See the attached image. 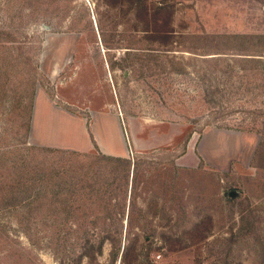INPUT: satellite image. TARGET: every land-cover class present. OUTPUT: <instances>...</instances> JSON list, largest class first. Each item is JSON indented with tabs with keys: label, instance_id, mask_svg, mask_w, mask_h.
I'll return each instance as SVG.
<instances>
[{
	"label": "rangeland",
	"instance_id": "rangeland-1",
	"mask_svg": "<svg viewBox=\"0 0 264 264\" xmlns=\"http://www.w3.org/2000/svg\"><path fill=\"white\" fill-rule=\"evenodd\" d=\"M89 107L130 168L62 148ZM112 252L264 264V0H0V264Z\"/></svg>",
	"mask_w": 264,
	"mask_h": 264
},
{
	"label": "crops",
	"instance_id": "crops-1",
	"mask_svg": "<svg viewBox=\"0 0 264 264\" xmlns=\"http://www.w3.org/2000/svg\"><path fill=\"white\" fill-rule=\"evenodd\" d=\"M47 78L52 79L53 72L52 70L44 71ZM45 102L43 104H47L48 102H51L49 98L45 95ZM36 99V100H35ZM48 100V101H46ZM34 107L32 112V121L35 120V112H36V103L37 98L35 95L34 98ZM50 104V103H48ZM48 107H43L44 110H48L51 112V106L48 105ZM64 116L70 117V124L74 127V134L72 137H69L70 134L68 132V127L61 126L62 130V138L66 136L67 141L64 142L66 145L62 146L64 149L73 150V151H88L91 148V143L93 146H96L99 152H101L104 155L112 156V157H120V158H128V146L127 142L124 136L122 124L120 122L119 114L117 112H111L106 110H97L95 108L89 107L88 114L91 118L95 119V114H100V118L97 124L95 123V120L91 123L88 122L87 117H76L74 114H71L68 110L62 109L60 110ZM85 119V122L82 123L79 120ZM64 121V118H63ZM144 126V127H143ZM142 128L145 130V125H143ZM35 129L33 126V122L30 124V133ZM73 130V129H72ZM77 139V140H74ZM82 141V142H81ZM132 144L135 148L144 149L150 147L148 146V143L146 144H140L138 143L135 138H132ZM54 146V145H51Z\"/></svg>",
	"mask_w": 264,
	"mask_h": 264
},
{
	"label": "trees",
	"instance_id": "trees-1",
	"mask_svg": "<svg viewBox=\"0 0 264 264\" xmlns=\"http://www.w3.org/2000/svg\"><path fill=\"white\" fill-rule=\"evenodd\" d=\"M96 158H98L100 160L105 159V160L121 162L122 165L124 166V168H126V169L130 168V166L132 165V163L126 158L107 156V155L102 154L101 152H98V157H96ZM84 254L85 253H82L81 255H79V262H80V260H82V257ZM115 256H116V252H112V257L110 258V261L107 264H113L114 260H115Z\"/></svg>",
	"mask_w": 264,
	"mask_h": 264
},
{
	"label": "water",
	"instance_id": "water-1",
	"mask_svg": "<svg viewBox=\"0 0 264 264\" xmlns=\"http://www.w3.org/2000/svg\"><path fill=\"white\" fill-rule=\"evenodd\" d=\"M47 28V26H45Z\"/></svg>",
	"mask_w": 264,
	"mask_h": 264
}]
</instances>
